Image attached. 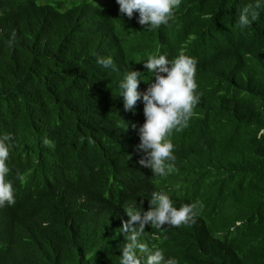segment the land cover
<instances>
[{"label": "trees", "instance_id": "16d2710c", "mask_svg": "<svg viewBox=\"0 0 264 264\" xmlns=\"http://www.w3.org/2000/svg\"><path fill=\"white\" fill-rule=\"evenodd\" d=\"M96 2L0 0V134L15 195L0 207V264H119L124 210H147L154 190L198 205L187 225H146L166 256L264 264V11L242 30L253 0H182L169 25L148 30L116 0ZM181 51L197 59L200 100L171 135L175 171L157 177L131 127L143 104L125 111L119 81L148 54Z\"/></svg>", "mask_w": 264, "mask_h": 264}, {"label": "clouds", "instance_id": "9594fccd", "mask_svg": "<svg viewBox=\"0 0 264 264\" xmlns=\"http://www.w3.org/2000/svg\"><path fill=\"white\" fill-rule=\"evenodd\" d=\"M182 0H116L121 15L136 19L144 29L155 30L167 26L175 18L176 9ZM264 11V0H253L239 13L237 24L244 30ZM96 62L105 69L117 70L111 56H97ZM144 70L130 67L119 81L118 96L123 98L125 111L135 113L137 102L143 104L144 122L131 127L139 136L137 147L145 158L139 164L151 169L154 176L166 177L175 171V145L172 133L186 128L195 115L200 100L196 79L197 59L181 51L175 57L167 54H148L141 61ZM147 76V81L145 77ZM147 87L140 89V84ZM124 121V120H123ZM126 127L129 122L124 121ZM8 134H0V207L15 203L13 183L7 179L11 171L8 160L12 145ZM44 143H49L45 139ZM18 179H23L18 176ZM149 207L145 210L140 204H129L124 210L127 216L122 220L119 232L124 233V244L120 247L119 264H179L177 258L166 256L165 250L145 238L146 225L162 229L167 226L180 227L193 222L198 212L196 203L175 206L173 199L164 190H154L150 194ZM166 238V237H165Z\"/></svg>", "mask_w": 264, "mask_h": 264}, {"label": "rangeland", "instance_id": "374dc122", "mask_svg": "<svg viewBox=\"0 0 264 264\" xmlns=\"http://www.w3.org/2000/svg\"><path fill=\"white\" fill-rule=\"evenodd\" d=\"M94 1H96V0H94ZM97 1H98V2H96L97 4L105 6V7H110L112 5V3H113V0H108L107 3H104L107 0H97ZM99 1H101L102 3L100 4Z\"/></svg>", "mask_w": 264, "mask_h": 264}]
</instances>
